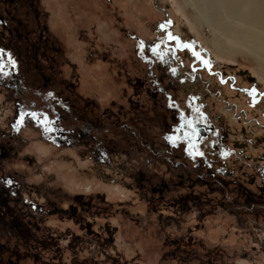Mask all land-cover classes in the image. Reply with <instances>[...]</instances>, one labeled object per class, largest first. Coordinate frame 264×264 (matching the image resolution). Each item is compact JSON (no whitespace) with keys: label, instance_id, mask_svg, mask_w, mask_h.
Here are the masks:
<instances>
[{"label":"rangeland","instance_id":"obj_1","mask_svg":"<svg viewBox=\"0 0 264 264\" xmlns=\"http://www.w3.org/2000/svg\"><path fill=\"white\" fill-rule=\"evenodd\" d=\"M160 1L161 8L170 10L171 16L155 10L149 0H112L111 3L109 0H36L48 28L45 38L51 49L48 60L61 65L68 86L78 91L85 101H93L99 110L109 109L110 115L119 114L121 117L135 106L127 101L129 97L147 108L153 107L149 83L154 71V78L159 79L163 87L159 96L163 99L162 108H170L168 99L171 98L169 102L174 110L170 108L169 111L176 118L195 117L203 124L215 126L219 133L213 142L221 146L222 159L227 162L223 170L240 169L249 173L256 181L249 179L246 183H252L250 187L259 191L263 185V164L257 160L245 161L236 151L243 147L246 135L254 136L255 142L263 148L264 138L251 134L252 129L262 133L261 130L253 124L247 126L235 120L222 103L207 93L203 84L196 87L192 82L199 72L204 80L211 82L210 89L214 92L222 89L221 81L236 79L239 90L227 85L223 90L224 98L240 103L241 109L249 111L251 108L253 112V105L262 103L264 106V73L251 56H230L214 50L212 32L206 25L197 27L193 23L194 8L191 5L185 9L182 0H157ZM168 18L171 30L177 26L179 35L174 32V37L181 36L183 42L172 40L167 48L163 43L165 34L158 30V24L167 23ZM172 46L175 51L169 50ZM91 53L95 56L91 57ZM173 54L176 60L184 63L183 69L172 62ZM252 89L256 90L255 98L250 94ZM93 109L97 110V107ZM0 110L1 120L11 111L10 105L1 98ZM253 116L264 120L258 111ZM22 133L28 143L17 156L8 159V171L24 173L32 188L46 183L47 188L52 189L48 195L50 199L60 197L54 195L58 189L62 197L79 196L80 201L85 200L95 208L96 223L110 221L118 228V236L111 241L108 235L98 232L95 225L82 228L70 218H50L43 233L32 232L35 240L41 238L44 241L43 246L32 249L31 254L28 249L19 250V254L7 251L12 255H5L6 262L264 264V218L253 222L247 217L237 222L219 208L220 199L207 197L206 189L199 187L194 192L212 200L215 205L214 210L209 206L200 208V215L194 213L199 206L182 212L172 198L159 201L149 195L148 200L139 201L136 170L119 166L126 161V156L115 153L98 161V156L90 157L82 147L64 151L54 148L30 126ZM211 144L209 142L207 146L210 148ZM152 170L166 177L163 167L153 165ZM236 175L241 177V171ZM40 196H35V192L29 194V197ZM166 238L180 245L181 249L196 247L195 251L211 253L212 256L205 255L201 260H193L188 255L183 259L171 254L165 257L164 252L173 251ZM18 242L16 237L13 243ZM226 250L231 257L223 260L216 252L221 254ZM21 255L22 260H18Z\"/></svg>","mask_w":264,"mask_h":264},{"label":"flooded vegetation","instance_id":"obj_2","mask_svg":"<svg viewBox=\"0 0 264 264\" xmlns=\"http://www.w3.org/2000/svg\"><path fill=\"white\" fill-rule=\"evenodd\" d=\"M35 1L0 0V98L11 107L3 120L0 110V264H12V260L5 261L7 251L19 254V250L28 249V254H31L32 249H40L44 241L41 238L35 240L32 232L43 233L50 218H70L80 223L82 228L95 225L96 230L108 235L111 241L118 236V228L113 227L110 221L96 223L95 208L85 200L80 201L79 196L62 197L58 189L54 195L60 197L50 199L48 195L52 189L47 188L46 183L32 188L24 173L8 171V159L17 156L28 143L22 130L29 126L61 151L82 147L90 157L98 156V161L115 153L126 156V161L119 166L136 170L139 201L148 200L149 195L159 201L172 198L182 212L199 206L194 213L200 215V208H215L214 202L207 200V197L218 198L219 208L237 222L247 217L252 218L253 222L264 218V174H261V189L254 191L250 187L252 183H246L249 179L255 182L254 176L240 169L224 171L227 162L222 159L221 146L213 142L219 133L216 127L203 124L195 117L176 118L169 111L170 108L174 110L169 102L171 98L168 99L170 108L164 110L161 104L163 99L159 97L163 87L159 79L154 78V71L149 83L153 92V107L147 108L129 97L127 101L135 106L124 117L110 115L109 109L99 110L97 104L85 101L78 91L69 87L61 65L48 60L51 52L45 42L48 28ZM149 1L155 10L171 16L170 10L161 8L162 1ZM167 20V23L158 24V30L165 34L163 43L168 48L172 42L168 34H179L177 26L174 25L171 30V21L169 18ZM178 38L183 42L181 36ZM169 50L175 51V47ZM90 56L95 54L91 53ZM172 62L183 69L184 63L176 60L175 54L172 55ZM195 77L197 79L192 83L196 87L203 84L207 93L222 103L225 111L232 113L235 120L247 126L255 125L262 133L252 129L251 134L258 133L264 138V120L253 116L257 111L241 109L240 103H232L224 98L223 90L227 85L239 90L236 79L221 81L222 89L213 92L211 82L204 80L201 73H196ZM140 87L143 89V85ZM260 105L263 106L259 103L252 108ZM260 114L264 117L262 112ZM205 118L210 119L209 116ZM244 137L245 143L236 154L245 161L257 160L264 166V147L255 142L254 136ZM209 142H212L210 148L207 146ZM153 165L163 167L166 177L153 171ZM238 171H241V177L236 175ZM197 187L205 188L207 197L195 193ZM32 192H35V196H42L29 197ZM137 222L139 225V215ZM16 237L19 238L18 244L13 243ZM31 238L33 241H30ZM166 239L173 251L164 252L165 257L171 254L183 259L188 255L193 260H201L209 254L195 251L196 247L191 250V246L181 249L173 240ZM216 253L223 260L231 257L227 250ZM209 255L212 256L211 253ZM22 258V255L17 257L18 260Z\"/></svg>","mask_w":264,"mask_h":264},{"label":"bare ground","instance_id":"obj_3","mask_svg":"<svg viewBox=\"0 0 264 264\" xmlns=\"http://www.w3.org/2000/svg\"><path fill=\"white\" fill-rule=\"evenodd\" d=\"M181 3L185 9L189 5L194 8L192 21L197 27L206 25L210 29L214 50L230 56H251L264 73V0H182ZM253 110L264 115L263 106Z\"/></svg>","mask_w":264,"mask_h":264},{"label":"snow or ice","instance_id":"obj_4","mask_svg":"<svg viewBox=\"0 0 264 264\" xmlns=\"http://www.w3.org/2000/svg\"><path fill=\"white\" fill-rule=\"evenodd\" d=\"M161 27H164V26L162 25ZM168 38L170 40H175L177 43H179V38L172 36L171 33L168 34ZM185 47H187V45H185ZM153 51L155 52V49H153ZM193 55H196V53H193ZM250 94L253 95V97L255 98L256 90L255 89H252ZM33 116L35 118V114H33Z\"/></svg>","mask_w":264,"mask_h":264}]
</instances>
